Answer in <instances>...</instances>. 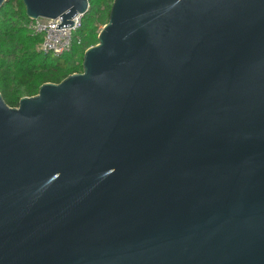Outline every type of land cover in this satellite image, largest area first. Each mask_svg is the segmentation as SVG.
I'll return each instance as SVG.
<instances>
[{"label": "water", "instance_id": "1", "mask_svg": "<svg viewBox=\"0 0 264 264\" xmlns=\"http://www.w3.org/2000/svg\"><path fill=\"white\" fill-rule=\"evenodd\" d=\"M98 40L0 92V264H264V0H114Z\"/></svg>", "mask_w": 264, "mask_h": 264}, {"label": "trees", "instance_id": "2", "mask_svg": "<svg viewBox=\"0 0 264 264\" xmlns=\"http://www.w3.org/2000/svg\"><path fill=\"white\" fill-rule=\"evenodd\" d=\"M114 0H89L83 26L75 34L70 52L55 55L40 49L43 37L29 28L30 18L22 0H8L0 10V92L11 107L20 99L35 96L47 82L60 83L83 70L86 50L96 45L109 21Z\"/></svg>", "mask_w": 264, "mask_h": 264}, {"label": "built area", "instance_id": "3", "mask_svg": "<svg viewBox=\"0 0 264 264\" xmlns=\"http://www.w3.org/2000/svg\"><path fill=\"white\" fill-rule=\"evenodd\" d=\"M83 17V14H77L72 19L75 25L64 28H57L62 24L60 18L39 17L35 20L30 19L28 28L34 34L42 35L40 49L43 52L62 55L71 51L75 34L83 26Z\"/></svg>", "mask_w": 264, "mask_h": 264}]
</instances>
